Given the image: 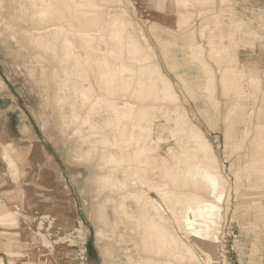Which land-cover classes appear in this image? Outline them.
I'll return each instance as SVG.
<instances>
[{
    "label": "rangeland",
    "instance_id": "rangeland-1",
    "mask_svg": "<svg viewBox=\"0 0 264 264\" xmlns=\"http://www.w3.org/2000/svg\"><path fill=\"white\" fill-rule=\"evenodd\" d=\"M10 1L5 0V6H0V14L3 20L16 27L17 32H4V28L0 26V96L3 89L10 88L19 101L13 107V115L17 119V121L14 119L13 134L16 135L14 134L13 140L7 135L4 136L1 144L5 146H0V173L7 174L9 171L1 154V150L4 149L15 160L19 173L13 179L23 186V191L14 198L11 192L17 184L11 177H8L5 183H2L0 178V205L14 211L22 223L17 236L19 247L16 251L21 252L23 257L14 259L15 264H47V261L49 264H147V259L162 262L173 260L177 264H246L247 259L243 260L242 254L248 250L249 261L252 262V258L258 255L253 245L257 247L256 242L264 237V208L260 209L261 206L257 205L263 204L264 207V194L258 195L264 191V172H256L251 166L239 165L246 159L254 161L264 158V151L260 154L258 150L260 146H264V137L259 136L256 127L258 121L264 123V92L257 94V101L250 99L244 102L247 113L252 114L251 120L246 117L250 124L245 126L237 123L236 130L231 131L230 126L235 124V120L225 124L224 118L234 99L222 93L220 74L224 73V70H219L215 93L208 97L212 98L211 96L215 95L213 102L202 95V92H197L194 96L188 94L176 72L181 73L190 83L204 81L200 65L189 59L185 39L196 30L197 36L193 33L195 41L207 48L211 31L208 30L205 33L206 37L201 38L199 35L201 24L207 22L215 29L214 26L218 25L216 22L221 21L226 32L212 34L209 37V46L211 48V45L214 47L224 45L230 57L233 56L231 53L234 47L242 46V40L247 39L244 34L247 36L250 34L241 31L240 27L251 29L259 35L252 48H241L239 61L242 65L258 71L256 76L259 77L260 74L261 91L264 90V65L255 62L259 59L256 57L258 53H264V7L261 6L255 12L257 15L246 17L244 14H238L236 8L221 6L218 0L214 2L211 0L209 5L189 7V10L181 7L168 14L162 11L163 5L160 4L163 0H79L84 2L85 8L82 7V11L86 7L93 13L101 10L100 24L107 19L112 22L118 21V32L123 40L122 45L120 43L121 47L125 46L127 51L141 50L142 56L149 55L148 61L143 59L133 61L126 56L121 57L119 53L111 57L105 50L113 46L111 42L114 41L113 33L108 32L106 35L105 45L103 44L101 49L102 55L98 56L104 66L109 62L110 66L105 67V73L116 68L117 79H112L111 85L106 80L98 82L92 73L86 79L87 83L89 79L88 84L95 93L94 96L90 94L89 104L92 101L94 103L97 96H102L110 104V113L107 117L103 111H98L95 115L98 128L96 130L100 133L98 137L102 140L104 135H107L111 140L116 139L121 144L118 146L120 151L123 150L124 157L127 160L136 159L134 151H138L144 144L138 133L130 135L128 125L133 123L138 129L145 126L147 118L155 115L151 109L156 108L172 112L178 110L179 118L185 117V120L183 118L178 124V129H174L176 135L179 136L181 131L186 130L194 131L193 134L197 133L198 126L212 146L210 151L203 153L200 147L198 149L195 147L197 141L194 140L191 147L182 152L179 148L180 137L174 139L170 137L168 145L176 152L170 154L166 151L168 145L163 143L158 151L160 157L168 159L169 165L165 166L168 177L165 176V182L172 193L180 197L187 194L185 204L196 218L182 219L181 226L187 238L186 242L192 244L194 248L195 243H198L202 250H195V253H199V259L182 260L177 259L179 256L177 249L171 244L170 239L166 237V243L163 245L164 238L158 232L160 227L151 218V210L139 206L138 211L136 203H132L134 211L142 214L140 218L132 222L119 220L116 224L113 207L105 202L110 193L108 190H101L100 184L98 185L100 174L105 171L100 169L97 159L87 160L76 155L78 146L90 144L84 143L80 136L74 137L75 126L72 124L71 126L68 117H63L60 113L57 95H61L58 91L59 73L62 75L60 71L52 70L53 66L50 63L53 61V55L41 52L42 49L38 48L39 53L32 34L24 33L29 26L37 25L38 18L19 13V9L13 11L17 16L16 20H11L8 15L9 4L15 10L21 3L28 6L31 0H17L13 4ZM50 1L56 3L64 0ZM199 11L202 13L199 14ZM178 12L193 14L191 25L183 31L177 26ZM231 18H236L237 21L231 22L232 33H229L227 30ZM85 24L86 22L82 27ZM152 26L159 27L160 31L154 32ZM140 41L145 46L144 49ZM149 46L152 49L147 48ZM254 52L256 56H249V53ZM42 53L48 59L44 64L50 67L45 75L34 61L37 54ZM60 55L61 52H58L56 57L59 58ZM199 55L206 61L204 51ZM153 58L157 65L153 64ZM207 61L212 67L217 68L214 62L208 58ZM217 61L222 64H228L230 61L229 64L233 65L238 60L233 56L228 62ZM158 65L173 83L162 76ZM173 67L177 69L174 70ZM180 70L181 72H178ZM235 70L230 67L229 81H234L235 78L232 76ZM138 75L145 80L143 89H140L136 82ZM80 84L79 82L78 86ZM187 88L191 89L192 86ZM249 92L251 93L248 99L255 96L252 89ZM101 104L106 109V102ZM124 108L128 109L129 113H123ZM88 110L87 108L78 112L84 116ZM66 111L70 113V109ZM21 115L28 120L29 131H21L28 142L22 138L15 139L19 138L16 128ZM156 117L157 120L153 124L156 131L160 124L174 128L172 121L164 120L159 114ZM109 120L111 124H107ZM246 129L249 130V134L238 149L234 142ZM85 130V136L93 132L91 128ZM250 135L251 139L256 136L254 146L250 144L251 139L248 140ZM165 136L169 135L166 133ZM101 143L102 141L97 146H104ZM212 162H214L212 167L217 166L219 169L218 175L213 174L207 167L211 166ZM233 164L236 168L231 170ZM163 166L159 163L157 172H163ZM152 177L154 181H158V176L154 178L152 175L151 179ZM97 189L99 191H96ZM24 190L30 192L31 199L37 200L28 203ZM150 196L156 198L154 193H150ZM199 196L209 201L206 209L202 208L205 201ZM156 200L159 202L157 198ZM103 206L111 217L109 224H105L101 219ZM171 224L172 229L174 227L172 221ZM253 224L256 225V231L251 227ZM160 249L163 251L162 254L157 253ZM0 258H4L8 264L9 259L2 246Z\"/></svg>",
    "mask_w": 264,
    "mask_h": 264
},
{
    "label": "bare ground",
    "instance_id": "bare-ground-1",
    "mask_svg": "<svg viewBox=\"0 0 264 264\" xmlns=\"http://www.w3.org/2000/svg\"><path fill=\"white\" fill-rule=\"evenodd\" d=\"M190 1L195 4H199L200 6L209 5L208 3L211 2V0H163L161 4L170 6L171 9L174 10L181 7L188 9L190 6H192ZM10 2L13 4L17 2V0H11ZM83 3L84 2L79 0H64L63 2L56 3L50 0H31V3L28 6L21 3L15 10L9 4L8 15L11 20H16L17 16L13 11L19 9V13L33 15L34 18H38L37 25H35V27L29 26L28 29L24 30V33L32 34L34 45L39 53V49H42L43 51L41 50V52H45L46 54L50 53L48 55H53V61L51 63L49 62L53 66L52 70L60 71L61 75L63 76H60L59 73L60 89L58 91L61 92V95H57V102L60 105V113L63 114V117H68L70 120V125L72 124L75 126V130L73 131L74 137L80 136L79 138L84 143L90 144V146H78L76 149V155L87 160L97 159L100 163L98 166L101 170L105 171L102 175L100 174L98 185L100 184L99 188H101V190H108L110 193V196L105 199V202L106 204L110 203L112 205L116 224H118L119 220L132 222L140 218L142 214L135 212L132 208V203H136L138 211L140 209L139 206L147 210H151V218L153 221H155V224L160 227L158 228V232L164 238L163 245L166 243V237L167 239H170L172 242L171 244H173V246H175L177 249V255H179L177 259L181 258L184 260L186 258L189 260H197L199 259V253H195V250H202V248L198 243H195L194 248L192 244L186 242L187 238H185V234L181 226L182 219L196 218H194L193 214L188 211L187 204H185V201H187L185 196L187 194H183L182 197H180L172 193L168 183L165 182V176L166 178L168 177L165 168V166L169 165L168 159L160 157L158 155V151L161 149V143L168 145L170 137L173 139L180 137L179 142L181 143V146H179V148L182 152H186V150L191 147L194 140H196L197 143L196 146H193H195L197 149L200 147L203 153L210 151L212 146L197 125L196 128H199L197 133L193 134L194 131L186 130L181 131V135H176L174 129H178V124L183 118L185 120V117L179 118L178 110H174L172 112L166 109L158 110L156 108L151 109L155 112V115L147 118L145 126H140V129H138L133 123L128 125L130 135L133 136L138 133L144 144L143 146H140L138 151H134L133 154L136 156V159L127 160L124 157L123 150H119L118 144H121L116 139L111 140V138H109L107 135H104L102 140L98 137L100 133L96 130L98 128L97 123L95 122V115L98 113V111H103L105 113L104 116L107 117L110 113V104L108 101L103 99L102 96H97L94 99L95 102L93 103L92 101L89 104V100H91L90 94L94 96L95 93L93 89L90 88V84H88L89 79L88 83L86 79L89 78L90 73H92L93 78L98 82L106 80L109 85L112 84V79H117L116 68L113 71L105 73V67L108 68L110 66L109 62H107L104 66L102 59L100 60V56H98V54L102 55L103 51L101 49L103 44L105 45L106 35L108 32L113 33L112 39H114V41H111L113 46L105 50V52L111 57L114 56V54L119 53L121 57L126 56L133 61L142 59L144 61H148L149 55L146 54L142 56L141 50L139 51L135 49L127 51L125 46L121 47L123 40H121L118 32V21L114 20L112 22L107 19V21L100 24L101 10L99 11V8H96L98 11L95 12L98 13H93L89 7H86L87 10L85 9L82 11V7H84ZM87 4L90 5L92 3ZM2 5L5 6V0H0V6ZM225 5H223V7L228 6ZM182 13L183 12H180V14ZM1 16L2 15L0 14V26L4 28V32L13 31L12 33H16V27L10 23H7ZM84 22H86V24L82 27ZM178 23L186 24L188 23V20L183 18L180 19ZM240 29L243 32L250 33L248 36L247 34H244L247 39L242 40V46L245 49L250 47L252 48L254 41L259 38V35L251 29L246 30L243 29V27H240ZM152 30L154 32L160 31L159 27L157 26H152ZM193 33L194 32H191V34L187 36V39H185L187 53L189 54V59L191 62L200 65L199 68L202 71L204 78L203 82H199V84H201L200 89H202V95L208 98L210 95L215 93V89H213L215 74L206 64L204 57L199 55V53H203V51L201 48H196V39ZM166 42L169 43L172 41ZM226 49L227 48L224 45L221 47H218L217 45L214 47V45H211L212 56L217 60L228 62L229 58L233 59V56L230 57V53H228ZM96 50L97 52H95ZM58 52H61L59 58L56 57ZM34 61L39 65V67H41L43 74L45 75L47 69L50 67L44 64L48 61L47 57L44 56V53L37 54V57L34 58ZM229 63L228 65H230ZM90 67L91 72H89ZM245 68L247 69V72L245 73L238 72L237 70L234 71L232 76L235 78L234 81H229L230 67L226 68L223 73L224 84H226L224 88V95L226 97H232L234 100H236V104L241 110H245L247 108L245 101L248 100V95L251 93L249 90L252 89L256 95L259 92L260 86L262 85V80L256 76L258 71L246 66ZM178 72H181V70ZM244 74L245 76L248 74L247 84L249 87L237 82L242 80ZM178 75L180 78H182V80H184V83L187 84V87L193 86L194 83H190L181 73H178ZM79 82L81 84L78 86ZM136 82L138 83L140 89L144 88L145 80L143 77L139 76L136 79ZM67 93L69 95L66 96L65 94ZM208 99H210V102L214 101L212 98ZM105 102L107 105L106 109L103 108L101 104ZM87 108L89 110L84 114V116L78 112V110ZM66 109H70V113L66 111ZM123 113H129V110L124 108ZM157 114L164 118V120L166 119L167 121H172V126L174 128H172L170 125L160 124L156 131L155 126L153 127V124L157 120ZM128 118L130 117L128 116ZM184 123L187 124L186 121H184ZM234 123L235 124L230 126L231 131L236 130L237 123L245 124L246 126L249 122L246 120V117H242L240 119H235ZM107 124H111V120H109ZM67 126L64 125V127ZM256 127L257 131L259 132V136L263 138L264 123H260L256 125ZM89 128H91L93 132H91L88 136H85V129ZM166 133L169 135L168 137L165 136ZM248 134L249 130L246 129L242 136L236 138L234 146L240 149L241 144ZM198 140H201V142H198ZM101 141V145L104 146H97ZM258 150L261 154L264 151V146H260ZM1 151L2 158L9 167L7 174L0 173V178L3 181L2 183H5L8 177L13 179L19 173V169L15 164V160L11 158L4 149ZM166 151H168L170 154L176 152V150L169 145L166 146ZM214 162L217 164V160ZM214 162L210 163L211 166H206L213 171V174L218 175V167H212ZM159 163L160 165H164V171H160V173L157 172V165ZM242 165L244 167L251 166L254 170H256V172H264V158L254 161L246 159V161L239 166ZM235 168L236 167L233 164L231 166V170H234ZM164 172L166 175H163ZM152 175L154 178L158 176V181H154L153 177L152 180ZM13 182L17 185H15V188L11 193L13 194L12 196L14 198H17L18 194L23 191V186H21L15 180ZM252 190L262 191V189L255 188H252ZM96 191H99V189ZM24 193L26 194L25 196L28 200V203L34 202L35 199L37 200V198L31 199L29 197L30 192L27 190H24ZM150 193H154L159 202H157L155 197V199L151 197ZM260 193L262 195L264 194V191L259 192L258 195ZM251 194L253 195V193ZM257 205L261 206L260 209L264 208L262 206L263 204ZM106 210V207L103 206L101 219H103L102 221H104L105 224H109L108 221L111 220V217ZM171 221L174 224L172 229L170 228V225H172ZM21 224L22 223L19 222L17 219V214L14 211L9 210L3 205H0V246L3 247L5 255L9 259L8 264H15L14 259L23 257L21 252L16 251V248L19 247V238L17 236L20 233L19 227ZM157 253L162 254V249L158 250ZM157 261L158 260L147 259L146 263L177 264V262L175 263L173 260H165L163 262L160 260L158 262ZM0 264H6L4 258H0ZM47 264H49V261H47Z\"/></svg>",
    "mask_w": 264,
    "mask_h": 264
},
{
    "label": "crops",
    "instance_id": "crops-1",
    "mask_svg": "<svg viewBox=\"0 0 264 264\" xmlns=\"http://www.w3.org/2000/svg\"><path fill=\"white\" fill-rule=\"evenodd\" d=\"M218 1L221 2V6L222 5H225V4L226 5L228 4L229 7L236 8L235 10L239 12L238 14H244V16H246V17L247 16L249 17L251 15L253 17L254 15H257L255 12L261 6H262V8L264 7V0H218ZM213 2H214V0H213ZM190 4L192 5V6H190L191 8L192 7H196V6H200L199 4H195L192 1H190ZM160 5L162 6V4H160ZM187 10H189V8ZM162 11H164L165 13L168 14V13L174 12L175 10L174 9H171L170 6L163 5ZM201 13H202V11H199V14H201ZM178 15L179 16H178V20H177V26H178L179 30H182L183 31V30H185L186 28H188L191 25L192 18H193V14L191 12H186V13H182V14H180V12H178ZM183 18H186L188 20V23H186V24L185 23H183V24L178 23L180 21V19H183ZM236 21H237L236 18H231L230 19V22H229V25H228V30H227V31H229V33H232L231 32L232 31L231 30L232 29V26H230V24H232L231 22H236ZM217 23H218V25L217 26H214L215 27V29H214V28L211 27V25L209 23H207V22L204 23L203 22L201 24L200 29H199V35H200V37L201 38H205L206 37L205 33L208 30L211 31V35L210 36H212V34H216V33H225L226 31L222 28L223 27L222 26V22L221 21L220 22H216V24ZM194 33L197 36L196 30L194 31ZM209 37H208V46H207V48L204 47V45H202L201 43H198L197 41H196V44L199 46V48H201L204 51V53L206 55V64L208 65V67H210V69L212 71H214V73L216 75L215 81H214V84H213L214 85L213 89L216 90L217 74L219 73V70H225L226 68L232 66L238 72H241V73H243V72L245 73L246 72L245 66L242 65L240 63V61H239L240 60V56H239L240 54H239V52H240L241 48L242 49H245V48L243 46H239V45L236 46V47H234V50H233V52L231 54L234 56L235 60H238V61H236L233 65L232 64L231 65L222 64V63H219L217 61V59L212 58L213 56H212V50H211V48L209 46ZM140 43H141V47L142 48L145 47L142 44L141 41H140ZM147 48L150 49L151 47L149 46ZM164 51H166V49H164ZM249 56H256V54H255V52L254 53H249ZM153 57L155 58V56H153ZM256 57H259V59L255 60V62H259L261 64V66L264 65V53H258V55ZM154 58H153V64L157 65L154 62ZM207 58L209 60H211L212 62H214L217 65V68L216 69L214 67H212L211 64H209V62L207 61ZM252 62H254V60ZM158 67H159V65H158ZM173 68H174V70H176V67H173ZM160 70H161V68H160ZM253 70H255V69H253ZM161 72H162V70H161ZM162 76L166 80L171 81L163 72H162ZM176 76L179 79L180 83L184 86V88L187 91V93L190 94L191 96H194L195 94H197V92H201L202 89H200L201 84H199V82L194 83L193 86H192V88L189 89V88H187V84L184 83V80H182V78H180V76L178 75L177 72H176ZM259 77L261 78L260 74H259ZM247 78H248L247 75L245 76V74H244V76H243V78H242L241 81H237V80L236 81L238 83H242V85H244L246 87H249L248 84H247L248 83V79ZM220 84L222 86V93L224 95V88H225L226 84H224L223 73L220 74ZM203 86H204V84H203ZM261 87L262 86H260V88H259V92H264V90L261 91ZM257 94L255 96H253V97H250L248 100L254 99L255 101H257V99H258ZM214 96L215 95L211 96L213 98V100H214ZM179 100H180V97H179ZM208 100L210 101V99H208ZM18 101L19 100L16 97H14V95L12 94L10 88H8V89L5 88V89L2 90V95L0 96V144L3 142L4 136L7 135L8 137H10V140H13L14 137H15V135H16L15 133H14L15 135L13 134V132H15V127L13 126L14 119H15V121H17V119L14 118V115H13V107H14V104H17L18 103ZM236 103H237L236 100H234L233 104L229 108V111H228L227 115L224 118L225 124H228V121L229 122H232L235 119H240L242 117H247V118H250V120H251L252 114H248L247 113V108L245 110H241V109H239V106H237ZM261 111H262V109L260 110V112ZM19 118L20 119H19L18 127L16 128L17 129L16 130V133H18L17 136L19 135V138H15V139L21 140V138H22V140H24L26 137H24V133L22 134L21 131H29V129H28V122H27L28 120H27V118L25 119L22 115L19 116ZM251 123H252V121H251ZM259 123H262V122L258 121L257 124H259ZM227 127H228V125H227ZM256 136H257V133H256ZM256 136L253 137V139H251V135H250V137L248 138V140L251 139L250 140L251 146H254V141H255ZM25 141L28 142V139H25ZM247 141H246V143H247ZM246 143L243 146H245ZM0 146H5V145L1 144ZM254 152L255 151L253 150V153ZM253 153H252V155H253ZM251 156H248V157H251ZM200 198L205 201V203L202 204V208L203 209H206L207 206H208V204H209V201H207L205 198H202V197H200ZM251 227L255 231L257 230L256 229V225L253 224ZM256 244H257V247L259 249L256 247V245H253V246L255 247V249H254L255 252H258V255L256 254L252 258V262L249 261L250 260L249 250L248 251H244L245 252L244 255L242 254L243 260H245V258L247 259V260H245V263L246 264H264V237L259 242H256ZM250 247L251 246H249V248Z\"/></svg>",
    "mask_w": 264,
    "mask_h": 264
}]
</instances>
